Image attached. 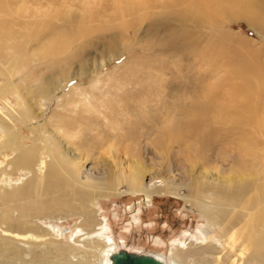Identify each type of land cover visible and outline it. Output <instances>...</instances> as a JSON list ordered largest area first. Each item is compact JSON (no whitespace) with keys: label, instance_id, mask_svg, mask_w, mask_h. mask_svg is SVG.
I'll list each match as a JSON object with an SVG mask.
<instances>
[{"label":"rangeland","instance_id":"obj_1","mask_svg":"<svg viewBox=\"0 0 264 264\" xmlns=\"http://www.w3.org/2000/svg\"><path fill=\"white\" fill-rule=\"evenodd\" d=\"M234 1L263 4L255 24L235 17ZM245 1L0 0V128L5 115L14 142L37 160L18 169L12 164L18 149L0 155V233L56 236L84 250L73 242L81 233L137 253L169 256L175 249L189 264L263 262L251 249L241 252L248 243L241 225L263 201L257 191L264 188V93L254 75L241 79L238 69L248 63L264 71V0ZM247 110L260 127L241 121ZM51 150L62 152L68 167ZM117 155L122 167L108 171L106 159ZM133 160L150 172L137 175L136 186L126 170ZM112 178L119 185L108 191ZM85 180L108 193L86 203L87 210L80 205ZM148 186L161 190L151 200L140 192ZM214 194L235 198L239 207L214 201ZM245 198L255 203L249 211ZM87 212L97 226L86 231ZM229 220L230 229L223 226ZM3 243L0 264H58L46 242L17 244L21 262ZM84 252L76 251L72 264H82V256L94 262Z\"/></svg>","mask_w":264,"mask_h":264},{"label":"bare ground","instance_id":"obj_2","mask_svg":"<svg viewBox=\"0 0 264 264\" xmlns=\"http://www.w3.org/2000/svg\"><path fill=\"white\" fill-rule=\"evenodd\" d=\"M211 1V0H210ZM242 1V0H241ZM245 1V0H244ZM235 2V13H238L235 17L236 18H246L249 22H251V24L252 23H254L255 22V19H256V16L254 15V12H255V10L256 11H259V9H260V7H263V4L262 5H260V3L258 4H256V3H249V4H247V5H242L241 4V2L240 1H234ZM246 2V1H245ZM234 7V6H233ZM198 9V8H197ZM214 9V8H213ZM234 10V9H233ZM207 11V10H206ZM206 11H203V13L204 12H206ZM214 11V10H213ZM201 12V11H200ZM208 13H210L209 11H208ZM211 14V13H210ZM258 20V19H257ZM255 24V23H254ZM45 28V27H44ZM40 28H38L37 29V33H38V30H39ZM44 30V29H43ZM41 30H39V32H40ZM51 44V43H50ZM55 44V43H54ZM236 45V44H235ZM61 46V45H60ZM52 47V46H51ZM195 47V46H194ZM47 50H49V49H47ZM52 53V52H51ZM256 63V62H255ZM244 67L243 68H241V67H239L238 69H239V71L242 73L241 74V79H246V80H248V77L249 76H251V75H254L257 79H258V82L257 83H259L261 86H262V93H264V71H263V69H261L260 68V66H256V67H251V66H249L248 65V63H244ZM16 66V65H15ZM16 67H18V66H16ZM16 67H14V68H16ZM261 67H262V65H261ZM264 67V66H263ZM13 68V69H14ZM15 70V69H14ZM12 72V71H11ZM12 74V73H11ZM14 74V73H13ZM12 74V75H13ZM15 75V74H14ZM10 77H11V75H10ZM12 79H13V77H12ZM12 81V80H11ZM256 81V80H255ZM52 83V82H51ZM50 83V84H51ZM69 83V82H68ZM11 84V83H10ZM49 84V83H48ZM48 86V85H47ZM54 86V85H53ZM45 87V86H44ZM49 87V86H48ZM58 87V86H57ZM47 89H49V88H47ZM7 90H9V86H5V90H4V92L5 91H7ZM11 90V89H10ZM45 90V89H44ZM38 91V90H37ZM43 91V90H42ZM41 91V92H42ZM15 92V91H14ZM44 92V91H43ZM48 93H49V91H48ZM41 94V93H40ZM46 94H47V92H46ZM43 95V94H42ZM46 97V96H45ZM44 98V97H43ZM19 100V99H18ZM21 100V99H20ZM23 101V100H22ZM24 102V101H23ZM5 103V102H4ZM23 103L22 102H20V106H22V110L24 109L25 110V112H26V108H25V105L23 106L22 105ZM24 104H25V102H24ZM258 105V104H257ZM234 107V106H233ZM23 110V111H24ZM32 110V109H31ZM207 110V109H206ZM205 109H201L199 112H204V111H206ZM30 111V110H29ZM249 110H247L245 113H244V115L242 116L241 114V117H240V119H241V121H245V122H247V123H250L251 124V126H255V127H260L261 126V123H258L257 121H255L254 120V118H252L251 117V111H249ZM24 112V113H25ZM23 113V114H24ZM1 115V114H0ZM28 114H26L25 116V118H27L28 120H29V116H27ZM197 115V117L200 119L201 118V114L200 113H197L196 114ZM2 117L4 118V120L5 121H7V124H5L4 126H2L1 128H0V155H4V154H6L7 152H9L10 150H12V149H18L20 152H18L19 154L17 155V156H15L14 157V159L12 160L13 162H12V164H13V166H15V168H18V169H20V167L22 166V165H30L31 164V162L34 164L35 162V158H36V156H35V158L33 157V152L31 151V148H26V149H23L21 146H19L18 145V143L17 142H14L16 139H15V137L17 136V134L15 135H13L12 136V130H11V128L12 127H10L9 125H10V121H9V118L7 117V116H5V115H2ZM21 117V116H20ZM31 117V116H30ZM26 119V120H27ZM236 119H237V117H236ZM23 120V119H22ZM38 120V119H37ZM15 121V120H14ZM20 121V120H19ZM261 121V120H260ZM8 122H9V124H8ZM245 122H243V123H245ZM6 123V122H5ZM26 123V122H25ZM30 123V122H29ZM242 123V122H241ZM2 124V123H1ZM12 125V124H11ZM262 126H263V124H262ZM234 127V126H233ZM232 127V128H233ZM237 127V126H236ZM254 127V128H255ZM30 128H32L31 126H30ZM59 128H61V126H59ZM231 128V127H230ZM240 128V127H239ZM235 129V128H234ZM236 129H238V128H236ZM235 129V130H236ZM34 130V129H33ZM231 130V129H230ZM233 130V129H232ZM254 130V129H253ZM257 130V129H256ZM60 131H61V129H60ZM17 132V131H16ZM236 132V131H235ZM238 132V131H237ZM248 132V131H247ZM259 133V132H258ZM260 133H263V132H261L260 131ZM236 134V133H235ZM238 134V133H237ZM246 134V133H245ZM67 135V134H66ZM74 135V134H73ZM73 135H71L70 134V136H73ZM258 135V134H257ZM39 136H43V135H39ZM242 136H244V135H242ZM241 135H240V138L242 137ZM18 137V136H17ZM44 137V136H43ZM67 137H68V135H67ZM248 137V136H247ZM263 137H264V135H263ZM263 137H261V138H263ZM63 138V137H62ZM73 138V137H72ZM244 138V137H243ZM74 139V138H73ZM45 140H47V139H45ZM17 141V140H16ZM48 141V140H47ZM242 141V140H241ZM249 141V140H248ZM251 141V140H250ZM249 141V142H250ZM46 142V141H45ZM19 143H22L21 141L19 142ZM66 145V144H65ZM19 148H18V147ZM25 148V147H24ZM34 148V147H33ZM38 148V147H37ZM15 149V150H16ZM51 149H54V148H51ZM59 149V148H58ZM13 151V150H12ZM33 151H34V149H33ZM50 151V150H49ZM51 152H53V150H51ZM250 152V151H249ZM33 153V154H32ZM61 153L62 152H60V151H58L57 152V155H56V153H54L53 152V156L59 161V162H61V164H63V165H65L66 167H68L67 165H66V163L64 162V161H62L63 159H62V157H61ZM262 154V153H261ZM85 156V155H84ZM248 156V155H247ZM254 156V155H253ZM253 156H251V157H253ZM117 157V159H106V163H105V168L109 171H114V172H116V170H120V168L122 167V161H120V158H119V156L117 155L116 156ZM142 158V157H141ZM35 159V160H34ZM142 160V159H141ZM37 161V160H36ZM206 161V160H205ZM11 164V163H10ZM252 164V163H251ZM42 165V164H41ZM31 166V165H30ZM62 166V165H61ZM65 166H64V168H65ZM71 166V165H70ZM192 166V168L193 167H195V166H197V165H195V164H192L191 165ZM253 166V165H252ZM23 167V166H22ZM242 167V166H241ZM27 168V167H26ZM58 168V167H57ZM71 168V167H70ZM74 168V167H73ZM256 168V167H255ZM27 169H29V166H28V168ZM99 169V168H98ZM29 170H31V168L29 169ZM64 170V169H63ZM129 173V177L130 178H133L134 180L136 179V176L138 175V176H140L141 178H144V177H146L147 175H148V173L150 174V172L149 171H147L146 169H145V167H144V165L142 164V163H139V161H137V160H133V161H131L129 164H127V169H126ZM248 170V169H247ZM250 170V169H249ZM66 171H67V168H66ZM100 171H101V169H100ZM204 171V170H203ZM203 171L201 172V174H203ZM245 171V170H244ZM62 172L63 171H61L60 172V174H58L57 175V171L56 170H54L53 169V171H52V174L51 175H56V176H58L57 177V179L59 178V175L60 176H62ZM76 172V171H75ZM74 172V173H75ZM103 172V171H102ZM106 172V171H105ZM58 173H59V171H58ZM72 173V172H71ZM70 173V174H71ZM190 173H194V170L193 169H190ZM248 173V171L245 173V175ZM43 173L41 172V175H42ZM76 174H77V172H76ZM200 173H198L197 175H194L195 176V179L197 180V178L201 175ZM41 175H40V177H41ZM44 175V174H43ZM78 176V175H77ZM137 176V177H138ZM247 176H248V174H247ZM222 177H224L226 180H229V179H232L233 180V176L232 177H225V176H222ZM238 177V176H237ZM237 177H235V178H237ZM240 177V176H239ZM68 178H70V177H68ZM80 178V177H79ZM65 179V178H64ZM75 179L76 178H74V175H73V177H72V179H68V180H71V182H75ZM239 179V178H238ZM42 180V177L40 178V180H39V182H38V184H37V186L40 184V181ZM73 180V181H72ZM77 180V179H76ZM100 180V179H99ZM35 181V180H34ZM61 181V180H60ZM79 181V180H78ZM110 182H107L106 184H105V189H110V190H108V191H112L113 190V187L116 185H119V181L117 180V182H116V180H114V178H112L111 180H109ZM133 181V180H132ZM136 181H138V180H135V181H133V185H135L136 186ZM141 181V180H140ZM69 182V181H68ZM73 182V183H74ZM153 182V181H152ZM60 183V182H59ZM96 182H94V181H86L85 180V182L82 184V183H80L81 185H80V187H81V189L84 191V190H86L85 192H84V197H83V199L85 200V202H81V200H79L81 203H80V205L82 206L81 208H83V209H86V207H87V204L86 203H91V201L93 202V203H91L92 204V206L94 205V202L95 201H97V198L98 197H101V196H107L108 195V193H100V192H98V190H97V188L96 187H94ZM139 185H140V183L139 182H137ZM52 184V183H51ZM244 184V183H243ZM49 185V184H48ZM53 185V184H52ZM56 184H54V186H55ZM62 185V184H61ZM138 185V186H139ZM33 186H35V185H33ZM63 186H70V185H64L63 184ZM151 186H153V184L151 185ZM151 186H148V189H145V190H142V191H140V192H143L144 194H145V198L146 199H148V200H151V198H153L152 196H153V194H155V193H159L161 190L159 189H157V188H154L155 190H153V189H151L152 187ZM49 189H51L53 186H51V185H49V186H47ZM59 187V186H58ZM57 187V188H58ZM78 187H79V185H78ZM35 188V187H34ZM57 188H55V189H57ZM63 188V187H62ZM134 188V190L136 191V192H138L137 190H138V188L136 187H133ZM257 188V187H256ZM47 189V188H46ZM53 189V188H52ZM58 189H60L61 190V187H59ZM197 190H199V189H197ZM17 191V190H16ZM47 191H48V189H47ZM59 191V190H58ZM63 191V190H62ZM256 191V190H255ZM55 192V191H54ZM57 192V191H56ZM246 192H248L247 190H246ZM258 193H260L261 194V199H263V201L261 200V203L262 202H264V188L263 187H261V189H260V191H257ZM249 193V192H248ZM59 194V193H58ZM83 194V193H82ZM245 194L247 195V193H243V195H242V193L240 194V195H242V197H245ZM259 194V195H260ZM11 196L12 195H10L9 193H4L3 194V200H4V203H5V205L7 206V208H9V209H12L11 207L13 206L12 205V203H11V207H10V205L8 204L9 202L8 201H10V198H11ZM248 196V195H247ZM246 196V197H247ZM210 198H212L214 201H224L225 203H227V205H229V206H231V209H236V208H238V207H234V205H232V203H234V201H236V199L235 198H233V197H231V196H229V197H227V199L226 198H223V197H221L220 195H218V194H214V195H211L210 196ZM246 199V201L247 202H245V204L246 205H244V206H246L247 208H243V207H241V209L243 208V209H245V210H247V211H249L250 209H252L253 207H255V206H253V205H255V203L254 202H251L252 204H249L248 203V201H249V199H247V198H245ZM244 199V200H245ZM260 198L258 197V199L257 200H259ZM37 200V199H36ZM41 200L42 199H40L39 201H40V203L42 204V202H41ZM257 200L255 201V202H257ZM8 202V203H7ZM37 202V201H36ZM78 202V201H77ZM243 202V201H242ZM259 202V201H258ZM39 203V202H38ZM60 203H62L64 206H66L67 207V202H65L64 200H59V204ZM75 203V202H74ZM261 203H260V205H259V207H258V209L255 211V212H253V213H250V215H249V217H248V220L246 221V223L244 224V225H241V230L242 231H244V233H245V236H244V238H246V242H248L245 246V249L243 250V251H241L242 253H244L245 251H247V250H252V251H254L256 254H258L260 257H262L263 258V262H257L256 264H264V208H262L261 207ZM244 204V203H243ZM257 204V203H256ZM18 205V204H17ZM36 205H38L37 203H36ZM39 206V205H38ZM242 206V205H241ZM14 207V206H13ZM15 208H17V206L15 207ZM19 208H21V207H19ZM23 208V207H22ZM38 207L36 206V209H37ZM8 209V210H9ZM68 209V208H67ZM21 210V209H20ZM75 210V209H74ZM87 210V209H86ZM22 211V210H21ZM8 212V211H7ZM10 212V211H9ZM87 215V217H86V219H84V223L83 224H81V228H85V230L86 229H90L91 227H93V226H97L96 225V219H95V216L93 215L94 213L93 212H87L86 213ZM5 215V214H4ZM6 217V216H5ZM233 217H234V215H233ZM7 218V217H6ZM231 218H232V216H231ZM242 218H244V217H242ZM242 218H241V220H242ZM8 220V219H7ZM241 220H239V223H237L236 225L238 226H240V224H241V222L243 221H241ZM10 221V220H9ZM226 221V220H225ZM2 222V221H1ZM13 222V221H12ZM218 223V222H217ZM226 223V224H225ZM12 224V223H11ZM26 224V223H25ZM25 224H23V226L25 227L26 225ZM9 225H10V223H9ZM21 225V224H20ZM214 225V224H213ZM216 225V224H215ZM221 225V224H220ZM229 226L228 228L230 229V226H234L233 225V222L231 223V220H229V221H227V222H224L223 223V226L225 227V226ZM14 226V225H13ZM237 226L235 227V231H240V229H238L237 228ZM7 227H10V226H7ZM16 227V226H15ZM27 227V226H26ZM214 227V226H213ZM219 227V226H218ZM222 227V226H221ZM220 227V228H221ZM14 228V227H13ZM237 228V229H236ZM15 229H17V228H15ZM100 229V228H99ZM224 229V228H223ZM232 230H234V227L232 228ZM87 231V230H86ZM223 231V230H222ZM238 231V232H239ZM242 231H240L241 233H242ZM4 234L2 235L1 233H0V238L2 239V241L4 242L3 244H2V248H4V249H7L8 251H13V256L12 257H15V260H20V262H21V252L19 251V249H17L18 248V246H17V244L20 246V245H22V246H27V247H29V248H35V247H39V246H42L43 244H44V242H46V244H48L49 246H52V249L55 251V253H56V255H55V258L57 259V260H55V261H57L58 262V264H63L64 262V264H72V263H74V262H78V260H79V258H78V255L75 253L76 251H85L84 253L86 254V253H90L94 258L93 259H95L94 260V262H91L90 260H86L85 258L83 259V256L81 257V262H82V264H111V255L114 253V252H116L117 250H119V249H126V250H128V251H130L129 249H127V248H117L118 246L117 245H115V244H113V243H111L110 242V238H108V239H104V240H94V239H92V240H89L88 238H84V236H82V234L81 233H78V235L76 236V234H75V238L73 239V242L74 243H80V245L84 248V250L83 249H81V248H79V249H77L75 246H74V244H72V242L71 243H68V242H65V241H63V240H58L57 239V237L56 236H54L53 238H49L48 240H46V241H43L42 239H44V238H42V236H39L38 234H35L34 232L33 233H26L25 232V234H21V233H13L11 230L9 231V230H6V231H2ZM51 232V231H50ZM100 232V231H99ZM230 232V238L232 239L233 238V240H235L234 239V236L235 235H233L232 234V232L231 231H229ZM235 233V232H234ZM46 235V234H45ZM229 235V234H228ZM240 235V234H239ZM242 235H244V234H242ZM86 236H87V233H86ZM98 236H100V235H98ZM92 237V236H91ZM101 237V236H100ZM242 237V236H241ZM81 238H83V241H82V239ZM229 238V237H228ZM237 238V237H236ZM91 239V238H90ZM243 239V238H242ZM241 239V240H242ZM244 240V239H243ZM239 241V240H238ZM234 243V242H233ZM180 244V243H179ZM77 245V244H76ZM117 246V247H116ZM198 247V246H197ZM210 247V246H209ZM236 247V246H235ZM1 248V247H0ZM20 248V247H19ZM180 248V247H179ZM242 248V247H241ZM26 249V248H25ZM217 249V248H216ZM243 249V248H242ZM24 250V249H23ZM27 250V249H26ZM175 250V249H174ZM174 250H172L171 252H170V254H169V256H167V255H161V254H151V255H153L154 257H156L157 259H159V260H161V261H163V262H165V263H170V264H189V262H188V259H189V257H188V255H185V254H178L176 251H174ZM178 250V249H177ZM180 250V249H179ZM215 250V249H214ZM229 250V249H228ZM27 251H30V250H27ZM183 251V250H182ZM198 251V250H197ZM135 252V251H134ZM34 253V252H33ZM241 253V254H242ZM23 254H25V253H23ZM239 254V253H238ZM255 254V255H256ZM45 255L46 254H43L41 257L42 258H46L45 257ZM83 255V254H82ZM203 256V255H202ZM23 258V257H22ZM25 258H27L28 260L30 259V256L27 254L26 256H25ZM88 258V257H87ZM83 259V260H82ZM192 259V258H191ZM47 260V259H46ZM207 260V259H206ZM205 260V261H206ZM241 260V259H240ZM244 260V259H243ZM196 261V260H195ZM204 261V262H205ZM217 261V260H216ZM261 261V260H260ZM26 262V261H25ZM33 262V261H32ZM250 262V261H249ZM56 263V262H55ZM215 263V262H214ZM239 263V262H238ZM24 264V263H23ZM251 264H254V263H251Z\"/></svg>","mask_w":264,"mask_h":264},{"label":"water","instance_id":"obj_3","mask_svg":"<svg viewBox=\"0 0 264 264\" xmlns=\"http://www.w3.org/2000/svg\"><path fill=\"white\" fill-rule=\"evenodd\" d=\"M65 229L64 231H67ZM111 264H170L165 263L153 255L119 249L111 255Z\"/></svg>","mask_w":264,"mask_h":264}]
</instances>
